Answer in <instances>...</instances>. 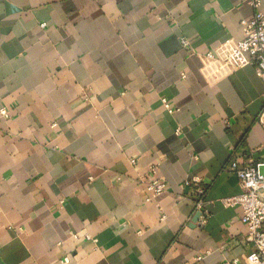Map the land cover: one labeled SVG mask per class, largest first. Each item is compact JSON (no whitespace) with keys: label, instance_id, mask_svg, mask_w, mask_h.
<instances>
[{"label":"crops","instance_id":"obj_1","mask_svg":"<svg viewBox=\"0 0 264 264\" xmlns=\"http://www.w3.org/2000/svg\"><path fill=\"white\" fill-rule=\"evenodd\" d=\"M252 14L247 0H0V264H246L241 210L221 201L242 192L231 162L264 160V82L206 55ZM152 167L167 191L146 201Z\"/></svg>","mask_w":264,"mask_h":264},{"label":"built area","instance_id":"obj_2","mask_svg":"<svg viewBox=\"0 0 264 264\" xmlns=\"http://www.w3.org/2000/svg\"><path fill=\"white\" fill-rule=\"evenodd\" d=\"M253 9L250 18L241 21L244 37L239 42H228L221 45L214 53H208V59H219L236 68L246 66L253 67L257 77L264 82V13L261 10L262 0H247ZM182 45L187 42L183 39ZM264 97V96H263ZM162 105L169 114L177 110L167 100H161ZM2 116L7 112L2 110ZM258 123L264 130V109L258 117ZM135 164L134 160H131ZM264 168V160L253 162L245 157L242 165L231 162L227 167L238 180L241 194L235 197L223 199L221 202L226 207H239L241 210V222L247 227L246 240L252 243L254 251L246 258V264H264V174L260 171ZM139 184L143 185L149 194L146 201L160 196L167 191L166 183L157 177L156 167L150 169V175L138 178ZM185 188L190 189V197L193 200V213H199L196 224L204 228L208 222L210 213L206 208V189L199 177L193 176L188 179ZM208 252L198 254L195 257L197 264H204ZM67 259L64 260V263ZM219 264H239L234 260Z\"/></svg>","mask_w":264,"mask_h":264},{"label":"water","instance_id":"obj_3","mask_svg":"<svg viewBox=\"0 0 264 264\" xmlns=\"http://www.w3.org/2000/svg\"><path fill=\"white\" fill-rule=\"evenodd\" d=\"M260 171L264 174V168H261ZM198 217H199V213H197V214L195 215V218H194V220H193V223H196V222H197Z\"/></svg>","mask_w":264,"mask_h":264}]
</instances>
